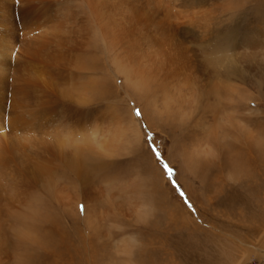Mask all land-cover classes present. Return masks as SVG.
Wrapping results in <instances>:
<instances>
[{
    "label": "rangeland",
    "instance_id": "374dc122",
    "mask_svg": "<svg viewBox=\"0 0 264 264\" xmlns=\"http://www.w3.org/2000/svg\"><path fill=\"white\" fill-rule=\"evenodd\" d=\"M33 1L27 0L26 5L25 0H0V42L16 31L11 38L12 47L7 46L6 57L9 55L11 63L21 65L30 75H39L27 89V97L37 104L34 107L39 113L30 136L40 152L45 148L47 153H52L57 138L62 142L69 137V134L57 133L54 120L59 109L76 112L77 122H70L76 128L66 143L65 154L68 155L61 159L54 155L50 162L41 165L48 175L42 186L35 181L41 154L36 159L29 155L35 165L30 167L27 177L39 186L28 201L17 207V217H28L25 223H18L11 215L0 222V231L8 234L0 235L3 241L0 253L10 257L6 258V263L264 264V163L256 162L246 174L232 177L225 168L215 170V163L221 158L218 154L219 158L214 161L209 156V159L202 157L213 162L197 166L196 154L201 156V153L193 146L199 138L204 143L216 142L207 139L210 135H218L215 138H219L222 145L228 142L230 150H236L237 143L264 138V0H206V10L201 8L207 11L209 18L212 16V20L205 23L219 36L212 37L213 41L210 40L205 49H196V52L211 68V84L221 78L235 89L231 91L233 94L222 92L223 98L226 97L220 103L219 117L222 118L212 119L207 128L211 134L198 127L193 129L190 122H181L177 115L167 109L164 111L159 105L153 107L150 99L145 98L144 108L139 102L134 104L130 98L136 101L135 95L130 94L123 77L99 51L83 52L81 60L86 62V69L74 73L62 68L56 73L59 80L48 77L47 69L42 71L44 61L23 51L17 40L21 41L23 35L22 23L38 24V7H43V3H47L44 6L53 4L51 0H37L39 4ZM175 8L170 11L172 14L161 15L159 21L168 38L181 45L184 40L179 33L175 36V26L171 23L178 10ZM193 8L187 10H201ZM247 30L259 37L253 41L256 44H239V37L233 34L241 35ZM228 59L238 63L240 72L227 75L214 66ZM93 66L96 69H92ZM103 88L108 94L103 93ZM7 98L0 96V109L6 104L5 111ZM227 98L230 104L225 101ZM135 108L141 110L142 118L134 115ZM209 118L210 113L206 121ZM10 119V115L0 116V142L5 131L6 137L11 132ZM95 119L98 120L96 127ZM116 120L123 127V132L117 136L113 135L118 128ZM218 126L221 130L216 134L214 130ZM147 132L152 133L154 146L163 160L174 169V179L187 194L193 210L173 189L162 165L147 147ZM234 132L239 133L237 141L233 139ZM73 156L77 159L74 163L70 161ZM253 156L248 154L246 159ZM217 173L222 177H215ZM59 182L63 191L74 199L93 186L90 193L98 199L93 198L87 204L78 200L76 208L60 206L51 190Z\"/></svg>",
    "mask_w": 264,
    "mask_h": 264
},
{
    "label": "bare ground",
    "instance_id": "6f19581e",
    "mask_svg": "<svg viewBox=\"0 0 264 264\" xmlns=\"http://www.w3.org/2000/svg\"><path fill=\"white\" fill-rule=\"evenodd\" d=\"M51 1H53L52 5L44 6L47 5V3H43V7H38L37 12H40V15L37 18L40 19V21L38 23L34 20L38 24L31 26L29 21L21 22L23 27L20 29H22L23 32H21L23 35L21 41H19L20 39H17L18 43L20 42L19 45L23 51H26L30 55L44 61L45 64L42 71L47 69L49 74L48 77H53L54 79L59 80L58 77H56V73H59V70H62V68H65V70L68 69V71L73 70L74 73H78L81 69H86L87 67L84 64L86 62L81 60L83 52L91 50L92 53H95V51H99L108 59L109 64L114 68L113 70L123 77L125 83L130 88V94L135 95L133 96L136 98V101L130 98L134 104L135 102H139L144 108L146 107L145 98L148 100L150 99L153 101V107H158L159 105L163 107L164 111H166V109L167 111H171L170 113H173L172 115H177L176 117L181 122H190L193 129L198 127L206 132L210 131V129L207 131V128L210 126L212 119L220 116V105H222L220 103L226 98H223L222 92H234L235 89L229 83L223 82L221 78H218L211 84L209 80L211 68L206 63L207 60H203L196 52L198 51L196 49H205L212 37L219 36L217 32L216 34H213L208 28L209 26H207L208 23H205L212 20V14L210 13L211 17L209 18L207 11H204L206 10L205 2L208 5V1ZM35 2L39 4L37 0H35ZM24 3L27 5V0H25ZM21 4L23 5V3ZM22 5L20 6L22 7ZM24 6L23 9L25 8ZM28 6H30V4ZM173 6L179 11H176L175 18L171 15V17H173L171 23L174 24L173 27L175 26V36L179 33L180 38L184 40V44L181 43V45L173 43L168 38L166 31H163V23L161 24L159 21V19L161 20L162 18L161 15L168 16L169 14H172L170 11L172 12ZM192 6L194 7L193 9L204 8V10H196V12L188 11L191 10L189 7ZM171 23L168 21L169 25H171ZM168 24L165 25L168 26ZM218 29L219 28H217V30ZM234 33H236L235 37H239V44L242 45H254L256 43H253V41H256L259 38L249 30L244 31L241 35L237 32H233V34ZM15 34L16 31H13V34L11 35L12 37L6 34L7 37H4V41L0 42L2 45V47L0 46V96L7 98V95H9V103L6 111L4 110L6 106L5 104L0 109V116H11V119L8 122V128H10L11 132H8V137H6L5 131V133H3L4 139L0 142V222L11 215L14 220H18V223L23 224L28 220V217H17V207L28 201L30 197L36 193L35 190L37 187L39 185L42 186L47 179V171L45 167L41 165L50 162V159L54 155L59 157L58 159L68 155L65 154V151L67 150L66 143L70 141L71 134L76 128V126L71 125L70 122L77 121L75 120L76 112L71 113L64 108L59 109L60 112L58 113V117L54 120V124L57 126V133L59 134L62 132L64 135L69 134V137L66 136L67 140L63 139L61 140L62 142L57 138V146L51 151L52 153H47L45 148L40 152L39 146H37L38 144L36 145L30 136V132L35 128L34 124H37L36 118L39 116V113L34 107L37 104H34L31 98L27 97V89L30 87L29 83L32 84L33 82H36L39 75L36 76L35 73L30 75L31 73L29 74V72H25L24 69L20 68L21 65L11 63L12 60L10 61L11 57H9V55L8 58L6 57V51L12 47L10 45V43L13 42L11 41V38L13 39ZM210 34H212L211 38L208 37ZM8 45L10 47L7 49ZM204 56L206 55L204 54ZM92 57L89 58L95 60ZM14 62H16V60ZM93 64L95 63L93 62ZM94 66L92 69H96ZM214 66L217 70H220L227 75H235L240 72L241 69L238 63L232 59H228L226 62H217ZM26 70L29 69L27 68ZM102 91L104 94H108L104 88ZM233 92H231V94H233ZM130 94L129 96L131 97ZM230 95L228 98H230ZM17 98H20L19 102L15 101ZM228 98L225 99V101L228 100L229 102ZM141 101H143V103ZM208 113H210L211 118L206 121ZM220 118L222 117H219V119ZM97 121L98 120L95 119V127L97 126ZM115 124L118 128L113 135L115 134L117 136L120 132H123V127L120 126L121 123L117 120ZM220 130L221 127L218 126L215 128L214 132L218 134ZM206 132H204V134ZM195 136H198V134ZM210 136L211 137H208L207 139L210 141H216L213 144L208 141L204 143L200 138L195 139V143H193V146L196 145L194 147L195 150L201 153V156L196 154L198 157L196 159L197 166L204 167L205 165H209L214 161V158H219L217 157L218 154L221 158L215 163V170L217 167L221 170L222 168H225L228 174L230 173V176L241 177L246 174V171L252 168L251 165L256 162L264 163V138H252L250 141L246 142V144L244 143L245 146L242 142L237 143L234 145L237 149L230 150V144L228 142L226 143L225 141L222 145V143L219 142V138L216 139L219 137L218 135H213V137L212 135ZM239 137V133L236 132L235 138L233 139L237 141L239 140ZM260 138H262L261 142H259ZM198 142L200 143L199 145ZM241 145L244 146V148H242ZM74 147L75 145L72 149ZM223 148L225 150H223ZM242 149L244 150L242 151ZM70 153L71 151L69 154ZM30 154H32L35 159L37 157L40 158L41 154L42 160L38 163L39 173L35 178V181L39 185L33 184L32 180L27 177V174L30 172V167L35 165L29 156ZM248 154L254 156L246 159V155ZM206 156L207 158L208 156L209 158H212L213 161H206L205 159L207 158H202ZM76 160L77 159H75L74 156L70 159L72 163ZM219 169L216 171H219ZM209 174H211V171ZM57 175L59 177L58 173ZM217 175L219 176L220 174H215V177H217ZM220 177H222V175H220ZM213 179L215 178L213 177ZM220 179L222 180V178ZM55 184L56 186H53L51 189L53 193L52 197L55 198L57 204L60 206H70L71 208L73 206V208H76L78 200L87 204L89 201L92 202L94 199H98L97 197H94L95 195H93V193H90L92 189L95 188L93 186L88 187V191H83L81 197L74 199L70 193L66 194L63 191L60 182L59 184ZM39 190H41V188ZM43 205L45 206V204ZM28 229L30 230V228ZM0 235L8 234L0 231ZM2 244L3 241H0V246ZM6 258L10 257L4 255V252H2V255L0 253V264H5L7 261ZM6 264H9V261Z\"/></svg>",
    "mask_w": 264,
    "mask_h": 264
},
{
    "label": "snow or ice",
    "instance_id": "6c2138e0",
    "mask_svg": "<svg viewBox=\"0 0 264 264\" xmlns=\"http://www.w3.org/2000/svg\"><path fill=\"white\" fill-rule=\"evenodd\" d=\"M133 112L137 118H142V112L139 108L133 109ZM145 127H147V125H145ZM145 136H146L145 143H146L147 147L150 149V151L154 155L155 159L162 165L163 171H164V173L167 174L168 179L171 181L173 189L176 192H178V194L181 197V199L183 200L184 204L190 210H193V205L191 204L190 200L187 198V194L181 189L179 184L174 179V169L168 163H166L163 160L161 152L158 151L157 148L154 146V142L152 141V133L147 132L145 134ZM81 210H83V205H81Z\"/></svg>",
    "mask_w": 264,
    "mask_h": 264
}]
</instances>
